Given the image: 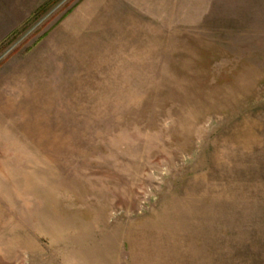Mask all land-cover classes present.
I'll return each instance as SVG.
<instances>
[{
  "label": "rangeland",
  "instance_id": "rangeland-1",
  "mask_svg": "<svg viewBox=\"0 0 264 264\" xmlns=\"http://www.w3.org/2000/svg\"><path fill=\"white\" fill-rule=\"evenodd\" d=\"M0 0V264H264V0Z\"/></svg>",
  "mask_w": 264,
  "mask_h": 264
},
{
  "label": "crops",
  "instance_id": "crops-1",
  "mask_svg": "<svg viewBox=\"0 0 264 264\" xmlns=\"http://www.w3.org/2000/svg\"><path fill=\"white\" fill-rule=\"evenodd\" d=\"M85 2H86V5L91 4V3L93 4L95 2V0H86Z\"/></svg>",
  "mask_w": 264,
  "mask_h": 264
}]
</instances>
